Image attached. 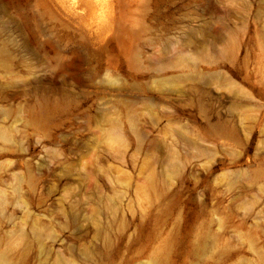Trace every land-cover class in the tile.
I'll return each mask as SVG.
<instances>
[{"label":"rangeland","instance_id":"rangeland-1","mask_svg":"<svg viewBox=\"0 0 264 264\" xmlns=\"http://www.w3.org/2000/svg\"><path fill=\"white\" fill-rule=\"evenodd\" d=\"M0 264H264V0H0Z\"/></svg>","mask_w":264,"mask_h":264}]
</instances>
